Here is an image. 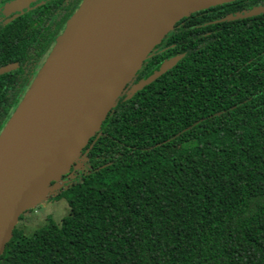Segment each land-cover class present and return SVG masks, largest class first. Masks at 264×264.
<instances>
[{"label": "trees", "instance_id": "obj_1", "mask_svg": "<svg viewBox=\"0 0 264 264\" xmlns=\"http://www.w3.org/2000/svg\"><path fill=\"white\" fill-rule=\"evenodd\" d=\"M258 6L178 22L52 196L68 215L16 228L0 264H264V13L226 20Z\"/></svg>", "mask_w": 264, "mask_h": 264}, {"label": "water", "instance_id": "obj_2", "mask_svg": "<svg viewBox=\"0 0 264 264\" xmlns=\"http://www.w3.org/2000/svg\"><path fill=\"white\" fill-rule=\"evenodd\" d=\"M238 0H84L0 133V257L21 216L61 190L144 62L182 19ZM264 13V6L226 20ZM165 61L128 93L172 68Z\"/></svg>", "mask_w": 264, "mask_h": 264}, {"label": "flooded vegetation", "instance_id": "obj_3", "mask_svg": "<svg viewBox=\"0 0 264 264\" xmlns=\"http://www.w3.org/2000/svg\"><path fill=\"white\" fill-rule=\"evenodd\" d=\"M83 1L0 0V125L3 128Z\"/></svg>", "mask_w": 264, "mask_h": 264}, {"label": "rangeland", "instance_id": "obj_4", "mask_svg": "<svg viewBox=\"0 0 264 264\" xmlns=\"http://www.w3.org/2000/svg\"><path fill=\"white\" fill-rule=\"evenodd\" d=\"M83 162L84 159L80 160V164L77 167H80ZM80 169L81 171H86L85 166ZM65 183L66 180H64L61 185L63 186ZM68 212L69 206L66 198H48L36 208L25 212L21 216L16 228H21L25 235H31L37 229L46 225L49 218H52L56 223H60L61 220L68 215Z\"/></svg>", "mask_w": 264, "mask_h": 264}]
</instances>
